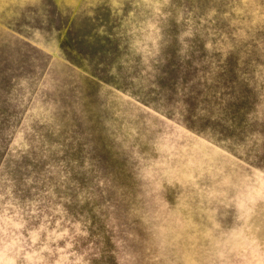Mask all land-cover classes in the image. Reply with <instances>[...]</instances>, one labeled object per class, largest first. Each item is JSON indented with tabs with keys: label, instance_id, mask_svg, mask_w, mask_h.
Instances as JSON below:
<instances>
[{
	"label": "rangeland",
	"instance_id": "obj_1",
	"mask_svg": "<svg viewBox=\"0 0 264 264\" xmlns=\"http://www.w3.org/2000/svg\"><path fill=\"white\" fill-rule=\"evenodd\" d=\"M0 264H264V0H0Z\"/></svg>",
	"mask_w": 264,
	"mask_h": 264
}]
</instances>
